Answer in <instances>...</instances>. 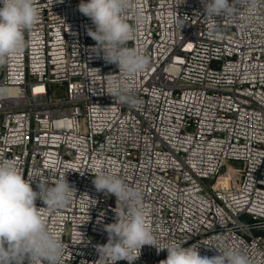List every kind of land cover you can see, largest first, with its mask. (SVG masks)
<instances>
[{"label": "built area", "instance_id": "obj_1", "mask_svg": "<svg viewBox=\"0 0 264 264\" xmlns=\"http://www.w3.org/2000/svg\"><path fill=\"white\" fill-rule=\"evenodd\" d=\"M36 2L27 47L0 66V160L34 190L63 178L75 186L65 208L36 201L65 245L61 264H95L116 221V197L93 184L98 159L142 192L161 246L196 244L208 257L235 249L264 264V0L251 12L249 0H231L233 14L219 17H205L201 0H132L128 46L151 60L135 107L106 93L104 76L119 70L93 51L81 0ZM166 258L145 245L133 264Z\"/></svg>", "mask_w": 264, "mask_h": 264}, {"label": "clouds", "instance_id": "obj_2", "mask_svg": "<svg viewBox=\"0 0 264 264\" xmlns=\"http://www.w3.org/2000/svg\"><path fill=\"white\" fill-rule=\"evenodd\" d=\"M258 2L249 0L250 12L255 11ZM201 3L205 17L231 15L234 11L231 0H201ZM0 5V66H3L9 58L24 52L25 32L40 20V10L36 0H0ZM131 6L132 0H81L78 10L95 26V30L87 29L88 36L96 42L93 51L102 53L105 62L116 64L119 70V77L104 76L106 93L121 104L135 107L136 77L150 68L151 60L144 50L128 46L136 35V27L124 17ZM136 19L138 23L139 12ZM176 22L179 23L178 18ZM94 70L100 76L99 69ZM93 177L96 190L114 195L117 203L116 221L105 225L107 243L96 245L99 259L95 264L120 261L133 264L145 245L155 247L157 254L167 250V258L159 264H250L249 258L235 249L223 252L216 249L218 255L208 257L200 254L196 244L183 247L173 242L161 246L150 227V209L142 203V192L106 170L103 160L95 161ZM34 180L25 178L14 161L0 160V264H25V261L61 264L65 245L60 234L46 224L42 207L38 208L36 201H42L48 210L62 209L69 205L77 190L67 178L57 180L53 186L38 182V190H34ZM90 203L96 202L89 199ZM82 240L80 232V243Z\"/></svg>", "mask_w": 264, "mask_h": 264}, {"label": "rangeland", "instance_id": "obj_3", "mask_svg": "<svg viewBox=\"0 0 264 264\" xmlns=\"http://www.w3.org/2000/svg\"><path fill=\"white\" fill-rule=\"evenodd\" d=\"M52 97L53 98H57L58 97V95L56 94V93H54L53 95H52ZM233 167H235L236 169H238V170H241L242 168H243V163H241V162H237V161H231V162H229Z\"/></svg>", "mask_w": 264, "mask_h": 264}]
</instances>
